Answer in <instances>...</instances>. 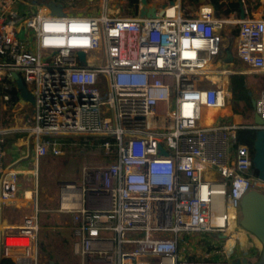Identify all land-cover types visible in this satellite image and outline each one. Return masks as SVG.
Masks as SVG:
<instances>
[{"label": "built area", "instance_id": "2783aa9c", "mask_svg": "<svg viewBox=\"0 0 264 264\" xmlns=\"http://www.w3.org/2000/svg\"><path fill=\"white\" fill-rule=\"evenodd\" d=\"M32 1L0 0V87L17 90L16 74L32 95L36 171L63 157V137L90 148L80 177L58 182L49 210L66 217L71 254L80 264H229L210 254L228 255L237 241L251 248L237 230L240 202L251 190L264 194V181L237 132L264 131V90L253 108L262 125L246 126L221 67L224 35L237 27L234 59L264 75V19L215 17L209 5L192 15L180 0H101L99 15L70 2L61 15L48 4L13 9ZM0 100L12 103L9 94ZM19 175L0 153L3 206L16 200ZM41 207L17 227L0 226V264H40ZM194 234L224 241L188 259ZM258 254L232 264H255Z\"/></svg>", "mask_w": 264, "mask_h": 264}, {"label": "rangeland", "instance_id": "374dc122", "mask_svg": "<svg viewBox=\"0 0 264 264\" xmlns=\"http://www.w3.org/2000/svg\"><path fill=\"white\" fill-rule=\"evenodd\" d=\"M46 4H47L46 0H36L29 3H25L24 7L26 9V12L30 14L33 8L35 9L42 8ZM101 4H102L101 1H94L92 3L88 2L86 4H83V6L86 12H91L94 15H99L102 13ZM83 6H82V2L80 1L77 4H75L72 8L73 10H79ZM108 6L110 8V3L108 4ZM122 9L124 13H126L125 6H123ZM114 12L117 13L116 10ZM261 14L264 15V8L259 11V15ZM228 31L229 29L227 28L226 30L227 34L224 35V42H223L224 49L227 50V48L230 45H232L233 54H234V43L238 29L237 27L234 28L231 34H229ZM237 66H242V65L238 63ZM243 71L246 72L245 74L247 76V85L251 91L250 98L256 100L258 98V94L264 90V75L255 74L248 70H243ZM5 83L7 84V82ZM17 94L18 92L15 94V97H17ZM251 99L249 100L248 103L247 102L245 104L240 103V105L237 106V110L240 109V111L244 114L243 118L246 126L253 125L254 110L253 107H251ZM231 100L232 102H234L232 94H231ZM1 102L2 100H0V104ZM11 114L13 115L14 112H12ZM23 114L24 116H28V119L30 121L29 128H31L32 127V122L30 120L31 112L29 111V109L25 108L24 111H22V113L18 114V116H23ZM4 119L5 120L8 119V116H5ZM0 130H2L1 127ZM63 141L65 142V144L62 146V150L64 153L63 157L46 158L41 160L39 164V168L37 171L35 170L34 174L32 173L29 174L28 176L30 177L21 176L18 180V185L23 186L25 190L30 189L37 192L39 203L42 205V208L44 210H46V208H49L48 210L51 211L54 205L56 204L55 199L58 193L59 181H63V180L74 181L80 177L81 167L84 161H86V155L90 153V148L88 146L84 147L82 145V143L84 142L83 138L63 137L62 142ZM73 142L75 143L74 145L69 144ZM2 148H3V144H0V153L3 156V152L1 151ZM45 213L46 212H44L43 214ZM50 214L51 213H49L48 215L45 214L41 217L39 247L41 246L42 248H40V258H39L40 264H80L79 258L71 254L70 246L68 244L66 246L62 244V238L65 235L64 236L58 235V232H62L65 234V231L63 230L64 228L62 227L63 219H59L60 222H58V220L54 219V217L51 216ZM239 229L242 228L240 226H237V230ZM213 236L214 235L211 234H205L203 236H200V234L191 235L190 238L188 239V245L185 248L186 256H188L187 258L193 259L196 255L199 254L202 255L205 254L206 251L208 250H213L212 247L213 244L221 245L223 243L224 240L213 238ZM200 237H204L206 239V242L201 240ZM241 240H246L243 242L245 246L244 249L249 244L252 247L246 249V252H242L240 247L241 246L240 242L237 241L234 243V248L232 249L230 254L228 255L224 253H220L216 255L210 254V258H214V259L222 258L228 261L229 264H232L233 260L238 256H242V255L250 256V254H253L255 250H258L259 248V245L257 244L258 242L249 233H247L246 236L244 235L241 236ZM219 249L221 250V247H219ZM226 256L228 257L226 258Z\"/></svg>", "mask_w": 264, "mask_h": 264}, {"label": "crops", "instance_id": "0c3cea01", "mask_svg": "<svg viewBox=\"0 0 264 264\" xmlns=\"http://www.w3.org/2000/svg\"><path fill=\"white\" fill-rule=\"evenodd\" d=\"M83 4L86 3H92L94 1H101V0H80ZM78 1V2H80ZM85 1V2H84ZM199 4L197 7L194 6H186L185 9H182L184 13H191L192 15L197 12L198 8L202 5H209L212 7L214 13H215V7L209 2V0H198ZM181 2V0H180ZM117 1L115 0V4ZM219 4L224 5H230V4H236L237 5V11L231 12L227 18H233V19H240V13H243V16L245 19H264V15H259V11L264 8V0H219ZM84 8V6H83ZM13 9H16L18 11L25 10L24 5L14 4ZM189 10V12H188ZM223 17V16H220ZM259 17V18H258ZM230 34L232 33V30L228 31ZM226 57L223 56V63H222V69L223 72H230V76L233 74H243L246 75L243 70H247L244 65L240 63L242 66H237L238 61L234 59V63L229 64L226 66ZM245 68V69H244ZM230 76L227 79L228 84H230ZM230 87V86H229ZM15 98V97H14ZM9 104V106H8ZM233 104V111L237 114H241L243 117V113L239 110H237V104L232 102ZM8 108V109H7ZM29 109L31 112L30 120L32 122V108L30 104H25L23 101H18L16 99L12 100V103H7L2 100L0 104V127L2 128V135L0 136V139H2L3 148L1 151L3 152L2 156V162L3 166L5 168H13L14 170H17L19 172V178L27 177L29 174H34L35 167H34V142L32 140L29 126L30 121L28 119V116H18L19 113H22L24 109ZM7 112H5V111ZM226 111V112H225ZM9 112H14L12 115ZM230 111L228 109L219 110L216 112V110H212L209 112L208 120H210V116L212 117L213 114L216 116H225ZM5 116H8V119H4ZM244 120V118H243ZM251 126V125H249ZM46 159V158H45ZM30 177V176H28ZM30 192V197H27L26 194ZM37 192L30 189H24L23 186L18 185V193L17 198L12 203L7 204L6 206H3L0 202V226L4 227L5 229L17 227L21 224L22 218L26 216L27 214H30L33 212L35 205H41L39 203L38 196L36 194ZM42 206V205H41ZM44 207V206H43ZM42 208V207H41ZM46 208V207H45ZM49 208L44 210L42 208V213L39 216L40 219V226H41V217L43 215H50L54 217V219L58 220L63 219V222L65 221V216H58L52 212L48 213ZM48 210V211H47ZM46 212L45 214H43ZM48 213V214H47ZM63 230L65 231V234L68 235L70 246V232L68 231L67 227L63 225ZM60 224V223H59ZM1 234V231H0ZM39 242H40V234H39ZM40 248H42L40 246Z\"/></svg>", "mask_w": 264, "mask_h": 264}, {"label": "water", "instance_id": "95a60500", "mask_svg": "<svg viewBox=\"0 0 264 264\" xmlns=\"http://www.w3.org/2000/svg\"><path fill=\"white\" fill-rule=\"evenodd\" d=\"M142 4H145V0H141ZM48 7L52 14L61 15L62 9L59 5L49 3ZM139 15L143 17L147 15L145 9L139 12ZM240 19H244L243 13H240ZM227 62L234 63L233 47L230 45L227 50ZM80 57L83 60V54L80 53ZM13 79L16 82L17 90L20 97L28 104H33L32 95L27 92L22 80L13 74ZM255 100L251 99V107L254 108ZM254 125H262V120L254 114ZM254 140L252 143L253 150V168L257 172L258 177L264 181V131H253ZM162 154L165 152L160 148ZM239 226L245 232L249 233L258 242L259 254L255 264H264V194L255 190L247 192L240 202V219ZM235 261L234 264H238Z\"/></svg>", "mask_w": 264, "mask_h": 264}, {"label": "trees", "instance_id": "16d2710c", "mask_svg": "<svg viewBox=\"0 0 264 264\" xmlns=\"http://www.w3.org/2000/svg\"><path fill=\"white\" fill-rule=\"evenodd\" d=\"M80 0H46L47 4L54 3L56 5H59L60 7L64 8L67 5H69V2L71 5H75ZM136 0H129V3H134ZM211 4L215 7V17H228L231 12L237 11V5L236 4H230V5H224L219 4V0H209ZM199 4L198 0H181V8L185 9L186 6H194L197 7ZM136 10H132L131 12H126L128 15H134ZM230 91L233 97V101L235 104L240 105V103L245 104L248 103L251 99V91L247 85V76L243 74H233L230 76ZM17 93V90L15 88H9L8 86H2L0 87V94H9L12 99H14L15 94ZM254 140V133L249 130H239L237 132V142L239 144L246 145L248 148L252 149V143ZM58 235L64 236L62 238V244L67 245L69 243L68 235L64 234L62 232H58Z\"/></svg>", "mask_w": 264, "mask_h": 264}, {"label": "bare ground", "instance_id": "6f19581e", "mask_svg": "<svg viewBox=\"0 0 264 264\" xmlns=\"http://www.w3.org/2000/svg\"><path fill=\"white\" fill-rule=\"evenodd\" d=\"M170 12H171V11H170ZM228 29H229V28H228ZM226 64H227V65H229V64H232V63H231V62H227V61H226V63H225V65H224V66H226ZM210 111H212V110H210ZM210 111H208V113H206V116H205V118H207V121H208V117H209V112H210ZM30 195H31V193H30V192H28V193L26 194V196H27V197H30ZM231 241H232V240H230V242H229V243H231Z\"/></svg>", "mask_w": 264, "mask_h": 264}, {"label": "flooded vegetation", "instance_id": "af4514ba", "mask_svg": "<svg viewBox=\"0 0 264 264\" xmlns=\"http://www.w3.org/2000/svg\"><path fill=\"white\" fill-rule=\"evenodd\" d=\"M258 244V243H257Z\"/></svg>", "mask_w": 264, "mask_h": 264}]
</instances>
